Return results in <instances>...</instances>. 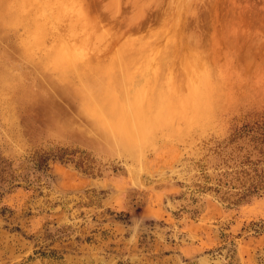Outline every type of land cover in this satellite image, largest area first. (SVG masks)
Listing matches in <instances>:
<instances>
[{"label":"rangeland","instance_id":"1","mask_svg":"<svg viewBox=\"0 0 264 264\" xmlns=\"http://www.w3.org/2000/svg\"><path fill=\"white\" fill-rule=\"evenodd\" d=\"M262 120L264 0H0V264H264Z\"/></svg>","mask_w":264,"mask_h":264},{"label":"bare ground","instance_id":"2","mask_svg":"<svg viewBox=\"0 0 264 264\" xmlns=\"http://www.w3.org/2000/svg\"><path fill=\"white\" fill-rule=\"evenodd\" d=\"M115 3L117 4V1ZM69 52L70 51H68V54ZM105 94V101L95 108L99 113L98 125L102 133H104L108 139H111V141L115 140L130 143L133 139L139 137L140 134L156 120L144 110L146 109V105L144 107L143 92H137L138 96L142 95L140 100L142 103L141 106L134 108L133 105L131 107L129 105V107H123V109L119 107L120 103H118L112 95L107 92ZM146 180L151 184L155 179L153 180L151 177H148Z\"/></svg>","mask_w":264,"mask_h":264},{"label":"trees","instance_id":"3","mask_svg":"<svg viewBox=\"0 0 264 264\" xmlns=\"http://www.w3.org/2000/svg\"><path fill=\"white\" fill-rule=\"evenodd\" d=\"M241 132H249L251 134V138L256 141H261L264 144V120L260 122H254L252 124H244L241 128ZM238 129V130H239ZM239 134V133H238ZM264 162V151H261L260 158L256 159L253 164V171L255 172L256 182H250L247 187H245L238 197V200H242L247 196L258 193L259 190H264V165L258 169V166Z\"/></svg>","mask_w":264,"mask_h":264},{"label":"water","instance_id":"4","mask_svg":"<svg viewBox=\"0 0 264 264\" xmlns=\"http://www.w3.org/2000/svg\"><path fill=\"white\" fill-rule=\"evenodd\" d=\"M69 259H71V258H69ZM70 261V260H69ZM94 262L96 263V260H94ZM69 263V262H68Z\"/></svg>","mask_w":264,"mask_h":264}]
</instances>
